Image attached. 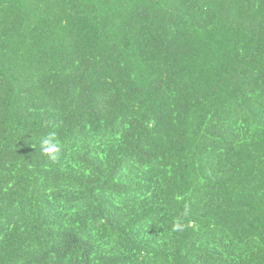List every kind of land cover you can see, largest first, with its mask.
I'll return each mask as SVG.
<instances>
[{
    "label": "trees",
    "instance_id": "obj_1",
    "mask_svg": "<svg viewBox=\"0 0 264 264\" xmlns=\"http://www.w3.org/2000/svg\"><path fill=\"white\" fill-rule=\"evenodd\" d=\"M0 264H264V0H0Z\"/></svg>",
    "mask_w": 264,
    "mask_h": 264
},
{
    "label": "clouds",
    "instance_id": "obj_2",
    "mask_svg": "<svg viewBox=\"0 0 264 264\" xmlns=\"http://www.w3.org/2000/svg\"><path fill=\"white\" fill-rule=\"evenodd\" d=\"M40 147L43 155L47 156L52 161H56L62 146L57 138V134L51 132L41 141ZM183 229L184 225L179 222L174 226V230L176 231H182Z\"/></svg>",
    "mask_w": 264,
    "mask_h": 264
}]
</instances>
